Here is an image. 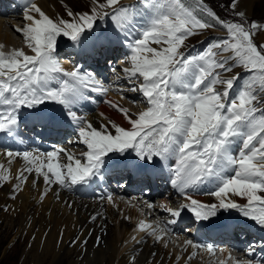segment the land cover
<instances>
[{
    "label": "snow or ice",
    "instance_id": "1",
    "mask_svg": "<svg viewBox=\"0 0 264 264\" xmlns=\"http://www.w3.org/2000/svg\"><path fill=\"white\" fill-rule=\"evenodd\" d=\"M240 2L230 0L227 7L238 22H228L205 0H197L203 17L185 6L182 0H140L148 19L138 26L137 7L124 5L121 0H104L103 3L91 0L88 11L68 9V19L52 18L29 0L23 17L26 23L14 31L21 34L31 54L23 48L7 53L0 51V133L9 137L17 135L20 109H36L35 115L45 128L57 124L74 126L76 138L69 143L83 145V148L79 156L74 150L59 145L49 151L5 150L4 155L12 158L9 164L15 158L23 161L9 198L15 200L29 176L34 174L33 187L41 178L44 184L40 202L50 191L59 201L60 192L54 186L69 191L90 186L103 177L113 154L125 158L134 156L132 162L138 161L139 168L155 167L157 158L167 161L174 157L176 166L171 185L182 200L176 208L162 209L173 218L169 224L176 223L185 210L197 223L235 210L264 230V107H261L264 105V42L257 43L258 38L264 40V23L249 21L244 11H236ZM106 18L113 21L118 33H123V37L113 33L116 43L128 41V66L122 69L133 85L128 91H138L146 101V107L135 117L128 109L105 101L123 115L128 127L108 121L97 128L79 115L75 108L79 101L88 99L85 90L107 92V89L90 72L82 74L78 67L65 70L57 58L58 37L82 44L93 38L89 34L94 32L97 21ZM216 24L226 31V39L209 44L196 55L182 50L188 47L185 42L190 37L203 34ZM225 53L230 55L225 56ZM236 67L245 69L251 76L230 99L240 75L226 74ZM58 75L67 79H61L58 87H50ZM48 104L59 105L62 112L46 114L41 106ZM238 141L241 147L235 154L233 145ZM0 169L5 173L9 171L3 165ZM0 181H9V176L0 173ZM206 183L213 185L206 195L214 197L215 202L205 203L194 197ZM101 199L113 202L110 194ZM66 206L72 207L71 204ZM148 207L151 209L153 205L149 203ZM9 210L7 206L3 209ZM98 215H92L89 221L95 222ZM136 231L162 242L167 228L157 231L141 220ZM44 235L46 237L47 233ZM60 237L57 244L62 241L63 229ZM132 240L140 244L144 237L133 236ZM99 241L97 237V244ZM70 243L83 247L87 240L81 241L77 236ZM184 243L194 248L204 247L212 256L216 254L213 245L201 246L190 240ZM219 252L221 255L228 252L227 260L232 264H264L254 259L252 245L241 260L225 248H220ZM129 264H136L135 256ZM219 264H226V259H220Z\"/></svg>",
    "mask_w": 264,
    "mask_h": 264
},
{
    "label": "bare ground",
    "instance_id": "2",
    "mask_svg": "<svg viewBox=\"0 0 264 264\" xmlns=\"http://www.w3.org/2000/svg\"><path fill=\"white\" fill-rule=\"evenodd\" d=\"M60 1L71 5V7L77 6L79 3L83 5V2L80 0H39L35 4H37L47 15L55 18L56 16H60V10L58 12ZM243 2L244 4H249V0ZM243 2L241 3L243 4ZM86 3L90 2L86 1ZM245 8L247 7L245 6ZM80 10L78 9L77 12ZM4 21H6V19L3 21L0 20V22ZM12 30L14 31V29ZM97 32L98 28L96 26L92 33L93 38L84 41L80 48L76 47V51L83 50L86 54L92 56L97 52L105 56L111 50L117 48V46L113 47L109 42L104 43L103 41H98V39L96 40V43L91 46L92 40L98 36ZM16 34L22 40L13 39L12 36L2 32L0 26V45H3V47L0 48V51L7 53L12 49L23 48L27 54H30V50L24 45L21 34ZM118 50L121 49L118 48ZM77 54L80 55V52ZM122 58H124V56H122L121 53H117L111 59L113 66L119 68L117 64L120 60L124 61ZM119 65L121 66L120 63ZM61 79L67 78L58 75L57 79L52 81L53 83L51 82L49 86L58 87ZM123 80L128 82L125 77H122V81ZM127 85L130 84L127 83ZM116 90L119 89L117 88ZM125 93L126 92L123 91H121V93L115 92V95H112L113 97L107 96L106 101H111L123 108H125L124 99L129 102L136 101L137 103L135 104L141 106L146 105V101L140 93L137 92L136 95ZM120 94L124 97L123 99L120 97ZM135 104L129 105L136 106ZM95 105L97 110L90 120L95 127L99 128L101 124H108V121H113L123 127H128L123 115L110 107L108 103L98 100ZM41 108L55 109L56 105L48 104L41 106ZM101 114H103V116H101ZM240 147L241 146L238 144H234L233 152L238 154ZM75 155L79 156L80 152L75 153ZM9 159L12 158L6 157L4 152L0 151V165H3L5 169H9L6 173L3 172V169H0V173L9 176V181H0V183L3 184V186L0 187V219L6 220L5 222L9 229L16 226L12 237L14 238V242L16 241L17 236H21L20 234L23 235L20 239H26L28 235L36 237L34 241L32 240V242H29L31 247L26 246L29 251L26 254L23 252L25 254L24 259H31L32 264H61L64 257L73 253H76V256L79 257L77 258V262H75L76 264L80 261L81 264H102L104 262L106 264H129V260L133 256L136 257V264H148L149 261H151L152 264H208L215 259V257H212L206 251H203L201 258L198 259L194 254L195 248L192 247V245H185L183 238L179 234L175 236V239L179 240L178 246H181V249L177 250L171 247L164 239L162 242H156L153 237L138 233L135 224L138 218L137 208L140 206L136 205L130 207L116 199H113V202L109 203L107 199H101L98 193L93 192L91 189L77 194L73 190H63L54 186L55 190L60 192L59 201L56 200L53 193L50 191L41 203L39 195L44 187L43 180L42 178L39 179L38 185L33 187L32 180L36 178L33 174L32 176H29L27 183L22 186V190L18 192L17 198L15 200L10 199L9 195L12 192V188L17 183L15 179L17 171L21 168L23 161L13 159L12 163L9 164ZM175 166V158L172 157L167 161H164L160 167L161 176L167 184L164 189L161 190L158 198H160L159 203H165L166 206L173 205V201L177 202L176 200H179L180 202L182 200V197L179 196L176 189L171 185L173 169ZM204 185L194 193V197L205 203L215 202L214 197L206 195L213 185L209 184L208 186L210 187ZM239 202L243 203L244 201ZM149 203L150 201L148 204ZM66 204H71L72 207L69 208ZM5 206L10 210L7 212L3 211ZM97 214L99 215L97 216L96 221L90 222L89 218L92 215ZM15 221L18 223L15 224ZM61 229H63V238L62 241L57 244V241L61 239ZM45 233H47L46 237L44 235ZM89 233H91V235H88ZM77 236H79L81 241L87 240V244L83 247H81L79 243L72 245L70 241ZM133 236H136L137 239L143 236V243L136 244L132 240ZM97 237L100 238L98 244L96 242ZM231 244V242L227 244L228 248H230ZM26 247L25 249H27ZM153 253L155 255H153ZM29 254L31 255V258H29ZM178 257L179 260L177 259ZM226 257L227 252L221 255V259H225Z\"/></svg>",
    "mask_w": 264,
    "mask_h": 264
},
{
    "label": "rangeland",
    "instance_id": "3",
    "mask_svg": "<svg viewBox=\"0 0 264 264\" xmlns=\"http://www.w3.org/2000/svg\"><path fill=\"white\" fill-rule=\"evenodd\" d=\"M80 1L83 2V5L81 3H79L80 5L77 4V6H74V7H71V5H68L67 3L60 1L59 2L60 3L59 4L60 5V8L58 9V12L60 10V12H59L60 14L59 15L61 17H63L64 19H68V16H67V10L68 9H71L73 12H77L78 9L80 10L83 7V9L80 10L79 12L88 11L89 8H90V6H91V0H86V1H89L90 3H86L85 0H80ZM208 1L211 2V3H213V4H217V6H218L217 8L219 9V13L222 15V17H220L222 20H225L226 21L225 15L223 14L225 11H227L228 13L234 14L232 12V10L227 7V5H229V3H230V0H208ZM243 1H245V0H241V2H243ZM101 2L103 3L104 0H101ZM241 2L239 4V7L236 9V11H244L246 13L247 19L249 21L255 20L257 22L264 23V0H252V1L249 0V4L248 3L247 4H244V2H243L244 5ZM65 4H66L67 8L65 7ZM245 6L247 8H245ZM230 18H232V17L231 16H228L227 19H230ZM4 19H6V21L0 22V26H1L2 32L7 33L8 35L12 36L13 39H16V40L19 39L18 38L19 36L16 33H14V31L12 30L13 27H15V26L18 25L17 21H12L11 20L12 18H8V17L0 18V20H2V21ZM24 25H23V27H24ZM99 26H97L98 30L100 28ZM207 32L208 31H206V32L204 31L203 34H200L199 36H205V38H206L207 37V34H206ZM98 35L105 36V35H107V31H105V30L102 31L101 30ZM112 36H113V33H112ZM97 39H98V41L99 40L102 41V38L100 39V37L97 38ZM108 42L111 43L113 47L116 46V44L114 43V41L112 39L108 38L106 40V42H104V43H108ZM123 42H125V40ZM261 42H263V40L261 41V39L258 38L257 39V43H261ZM101 47H103V46H101ZM122 59H124V58H122ZM119 63L121 64L122 69L128 66L125 63V61H123V60H120ZM242 69L243 68L236 67V68H234L233 72L232 73H228L227 76L235 75V74L238 73V71H240ZM122 77H124V76H122ZM122 77H120L119 79L115 78V80H117V83H118V86L119 87L117 86V87L113 88V87H111L110 84L107 85L106 89H107V92H109L110 96L115 95V92L116 93H119V92L121 93V91L126 92L125 94L136 95L138 91L137 92L128 91V89L131 88V87H133V85L130 84L129 82L124 81V80L122 81ZM249 79H250V77H249ZM249 79L247 80V82L249 81ZM127 83L130 84V85H127ZM117 88L120 91L119 90H116ZM240 89L241 88L232 90V92L230 94V99L232 97H235L237 95V93L240 91ZM111 91H113V93ZM120 97H122L121 94H120ZM124 100L123 101L125 103V105H124L125 108L128 109L129 113L131 115H133V117H135V114H137L138 112L142 111L146 107V105L141 106L139 104H135L136 106H131L129 104H133L132 102H129L126 99H124ZM261 107H264V105H261ZM92 115H91V117H92ZM90 120H91V118H90ZM103 121H105V120H103ZM237 143L240 144L239 141ZM208 185L209 184H205L204 186L210 187ZM157 199L160 200V198H157ZM176 201L179 202V200H176ZM153 202L155 203V199H152V201H150V203L154 204ZM177 202L173 201V204H175ZM5 221L6 220H4V219L3 220L0 219V264H32L31 259H24V257H25L24 255L29 251V249L26 246H28L30 244L29 242H32V240L29 239V238H31L32 235H28L26 237V239L25 238L20 239L23 236L22 234H20L21 236L20 235H19L20 237L17 236L16 241H15L16 243H15L13 241L14 238H12V237L14 235L16 226L10 228L11 229L10 230L9 227L7 226V223ZM16 223H18V222L15 221V224ZM18 239H19V241H18ZM10 240H11V242H10ZM24 246L27 249H25ZM29 258H31V255L30 254H29ZM77 258H79V257L76 256V253H73L71 255H67L66 257H64V259H63L64 262L62 261L61 264H76L75 262H77V260H78ZM25 260H27V261H25ZM77 264H81V261L78 262ZM102 264H106V263L104 262Z\"/></svg>",
    "mask_w": 264,
    "mask_h": 264
}]
</instances>
